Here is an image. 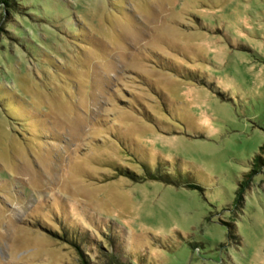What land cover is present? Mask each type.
<instances>
[{"label":"rangeland","instance_id":"1","mask_svg":"<svg viewBox=\"0 0 264 264\" xmlns=\"http://www.w3.org/2000/svg\"><path fill=\"white\" fill-rule=\"evenodd\" d=\"M14 1L0 264H264V0Z\"/></svg>","mask_w":264,"mask_h":264},{"label":"trees","instance_id":"2","mask_svg":"<svg viewBox=\"0 0 264 264\" xmlns=\"http://www.w3.org/2000/svg\"><path fill=\"white\" fill-rule=\"evenodd\" d=\"M0 6H3L5 8H8L7 10L9 11V9H14L15 6V1L14 0H0ZM252 164L255 167L254 169L251 170V172L248 174L249 177L252 176V174L257 173V169H262V167H264V145L262 147L259 148L258 153L255 155V157L252 160ZM245 185L244 183H242L240 185V189L237 190V198H236V203H240L241 197L245 192ZM77 250H79L81 257L83 258L82 264H89V262H87L85 255L87 256L86 253L82 252L81 248L76 245L73 244Z\"/></svg>","mask_w":264,"mask_h":264}]
</instances>
